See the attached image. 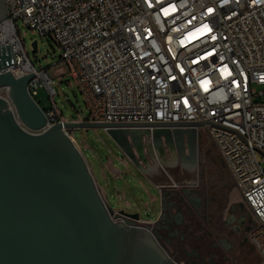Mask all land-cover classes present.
<instances>
[{
  "label": "built area",
  "instance_id": "built-area-1",
  "mask_svg": "<svg viewBox=\"0 0 264 264\" xmlns=\"http://www.w3.org/2000/svg\"><path fill=\"white\" fill-rule=\"evenodd\" d=\"M6 6L0 46L11 45L14 74L34 73V98L45 81L52 95L48 127L69 120L53 101L48 68L28 58L27 30L61 49L60 61L87 98V121L204 122L196 128L207 131L240 190L255 222L256 264H264V166L257 157L264 154V0H6ZM1 89L8 98V88Z\"/></svg>",
  "mask_w": 264,
  "mask_h": 264
},
{
  "label": "water",
  "instance_id": "water-1",
  "mask_svg": "<svg viewBox=\"0 0 264 264\" xmlns=\"http://www.w3.org/2000/svg\"><path fill=\"white\" fill-rule=\"evenodd\" d=\"M7 15L0 0V22ZM32 48L36 53L37 40ZM12 63L11 45L0 46V89L8 88V98L0 96V264H181L153 227L114 218L137 220L139 214H117L106 204L65 129L102 128L135 161V138L146 134L158 148L175 147L192 166L201 135L196 127L204 122L70 120L48 127L46 111L29 90L34 73L16 75L8 69Z\"/></svg>",
  "mask_w": 264,
  "mask_h": 264
},
{
  "label": "rangeland",
  "instance_id": "rangeland-1",
  "mask_svg": "<svg viewBox=\"0 0 264 264\" xmlns=\"http://www.w3.org/2000/svg\"><path fill=\"white\" fill-rule=\"evenodd\" d=\"M23 39L28 58L33 65L37 69L48 68V74L54 82L56 91V94H53V101L56 102L64 118L70 121L80 113L84 120H87L86 117L89 113L87 98L69 75L67 64L60 61L61 49L54 41L49 40L47 37L35 35L30 30H27V34L23 36ZM34 40L38 41L36 53L33 52L32 48ZM38 82L42 83L43 86L39 89L36 99L44 107L49 108L52 104L51 92L46 88L44 80L40 79ZM0 94L6 96L7 91L1 89ZM69 135L74 138L75 144L83 153L106 204L111 206L117 214L120 211L129 214L136 213L139 214L140 218L150 221V223L144 224L133 221L130 223L141 227L149 225L154 228V232L157 231V236L159 232H163V239H159V236L158 239L175 260L181 264H191L194 259L200 264H256L259 262V256L250 239V233L255 222L245 205L243 207L239 205L244 201L243 196L234 184L225 163L223 162V166L218 164L217 158L221 156L205 129L201 130L198 140L197 163L192 166L183 163L176 150L167 147L165 143H162L160 148L156 147L152 138L146 136V134L141 136V150L138 151L134 148L136 161L131 160L124 154L102 128L71 129ZM152 145L155 146L159 156L165 159L174 158L176 161L169 162L171 165L151 170L150 166L155 161L149 154ZM206 153L209 155V166L207 168L211 167L212 169L204 175V160L201 156ZM257 157L264 166V154L258 152ZM108 166L118 168L115 171L116 176L107 171ZM101 172H103V176ZM194 180L195 182L197 180L198 185L191 183ZM172 182H175L177 186H170ZM105 183L111 186V190L107 194L103 190ZM151 184L166 185L161 190L163 210L158 218L161 200H151L152 197H158L157 189ZM184 189H191L202 201L210 200L209 214L213 219L212 231L215 234V239H217L216 233L223 232L224 222L231 217L233 220L230 225L236 227V237L240 240V244L226 249L222 244L216 245L214 240L213 242L209 241L206 237L207 230L192 225L190 230L197 238L195 253L199 257L192 256L191 251L188 254L181 240V233L173 232V235L169 228L162 226V219L169 209L168 202L178 201L177 194H183ZM175 211L176 209L172 208V212L175 213ZM116 220H123V217L119 216Z\"/></svg>",
  "mask_w": 264,
  "mask_h": 264
},
{
  "label": "flooded vegetation",
  "instance_id": "flooded-vegetation-1",
  "mask_svg": "<svg viewBox=\"0 0 264 264\" xmlns=\"http://www.w3.org/2000/svg\"><path fill=\"white\" fill-rule=\"evenodd\" d=\"M134 146L135 150H141V137L135 138ZM167 147H170L166 145ZM175 149V147H173ZM187 166H189L187 164ZM178 196V201L168 202L169 209L167 210L164 218L162 219V226L169 228L174 233H181V240L185 246L188 254L191 251V255L198 258L199 255L195 253V244L197 238L194 237L190 227L196 226L199 229L207 230V236L209 241H215V244H222L226 249H230L235 245L240 244V240L236 237V227L231 226L230 223L233 220L231 217L224 222L223 232L216 233L217 239L214 238L213 233V219L210 217V200L202 201L197 195L193 193L191 189H184L183 194ZM172 208H175V213L172 212ZM186 215V216H183ZM128 221H132L130 218H123ZM165 223V224H164ZM167 224V225H166ZM243 224V222H241ZM157 232V231H156ZM174 232V233H173ZM206 232V231H205ZM170 234V233H169ZM212 237V238H211ZM191 264H200L197 260L191 261Z\"/></svg>",
  "mask_w": 264,
  "mask_h": 264
},
{
  "label": "bare ground",
  "instance_id": "bare-ground-1",
  "mask_svg": "<svg viewBox=\"0 0 264 264\" xmlns=\"http://www.w3.org/2000/svg\"><path fill=\"white\" fill-rule=\"evenodd\" d=\"M149 154L155 159L154 163L150 166L151 170H156V169L163 167L165 165H171V163H169V162L176 161L174 158L165 159L164 157L162 158V156H159V154L156 152L154 145L151 146Z\"/></svg>",
  "mask_w": 264,
  "mask_h": 264
},
{
  "label": "trees",
  "instance_id": "trees-1",
  "mask_svg": "<svg viewBox=\"0 0 264 264\" xmlns=\"http://www.w3.org/2000/svg\"><path fill=\"white\" fill-rule=\"evenodd\" d=\"M35 99H36V97H35ZM37 100V99H36ZM37 102L40 104V106L46 111V112H48L50 109H52V104L50 105V107L49 108H46V107H44L42 104H41V102L40 101H38L37 100ZM74 119H76V118H74ZM74 119H72V120H74ZM201 158H202V160H204V167H203V173H204V175H205V173L207 172V171H210V169H212L211 167H208L207 168V166H209V155L206 153V154H203L202 156H201ZM217 162H218V164L219 165H221V166H223V160H222V158L221 157H218L217 158ZM158 236H159V239L161 238V239H163V237H164V233L162 232H159L158 233Z\"/></svg>",
  "mask_w": 264,
  "mask_h": 264
},
{
  "label": "crops",
  "instance_id": "crops-1",
  "mask_svg": "<svg viewBox=\"0 0 264 264\" xmlns=\"http://www.w3.org/2000/svg\"><path fill=\"white\" fill-rule=\"evenodd\" d=\"M118 170V168H115V167H113V166H108V168H107V171L108 172H110V173H112L114 176H116V172L115 171H117ZM120 170V169H119ZM123 172V171H122ZM102 174V176L104 175L103 174V172H101ZM124 173V172H123ZM151 185H153V187L155 188V189H157L156 187H155V184H151ZM103 190L106 192V194L107 193H109V191L111 190V186L109 185V184H104V186H103ZM157 191H158V197H152L151 198V200L152 201H156L157 199L158 200H161V209H160V211H159V213H158V216H157V218L160 216V214L162 213V210H163V201H162V194H161V192L157 189Z\"/></svg>",
  "mask_w": 264,
  "mask_h": 264
}]
</instances>
